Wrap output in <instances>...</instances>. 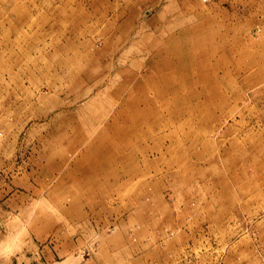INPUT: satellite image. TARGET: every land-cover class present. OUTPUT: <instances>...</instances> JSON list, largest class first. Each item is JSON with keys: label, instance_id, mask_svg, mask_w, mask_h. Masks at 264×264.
<instances>
[{"label": "rangeland", "instance_id": "rangeland-1", "mask_svg": "<svg viewBox=\"0 0 264 264\" xmlns=\"http://www.w3.org/2000/svg\"><path fill=\"white\" fill-rule=\"evenodd\" d=\"M0 264H264V0H0Z\"/></svg>", "mask_w": 264, "mask_h": 264}, {"label": "built area", "instance_id": "built-area-1", "mask_svg": "<svg viewBox=\"0 0 264 264\" xmlns=\"http://www.w3.org/2000/svg\"><path fill=\"white\" fill-rule=\"evenodd\" d=\"M204 3H210L213 0H202Z\"/></svg>", "mask_w": 264, "mask_h": 264}]
</instances>
